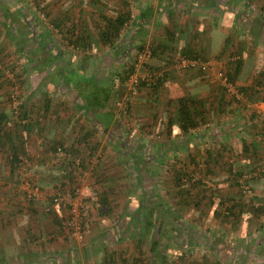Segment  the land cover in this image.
I'll return each mask as SVG.
<instances>
[{
    "label": "rangeland",
    "instance_id": "obj_1",
    "mask_svg": "<svg viewBox=\"0 0 264 264\" xmlns=\"http://www.w3.org/2000/svg\"><path fill=\"white\" fill-rule=\"evenodd\" d=\"M127 2L130 4L129 10L132 11L133 13L138 12L139 5L141 4L145 5V2L139 3L135 0H132V1L127 0ZM107 3L109 5L107 4L104 8V11L106 12V14L107 15L115 14L116 12L115 2H113V4L110 2H107ZM191 3L192 2H187L183 0L180 6H178V9H179L178 12L182 14L181 15L182 18L188 19L189 21H192V22L196 20V22L198 23L199 21L203 19L207 20L211 17L210 16L206 18L205 16V18L204 17H201L200 19H198V17L195 18L194 12H193L195 10H193V7H196V5L198 4H196L195 2L194 4H191ZM215 3L217 5L218 4L222 5V7L225 6L227 11L233 12V14H230L228 16L227 15L225 16L223 14L221 19H220V16H218L219 20L217 21V25H219L218 29L220 28L219 29L220 31H216V34H217L216 38H217L218 43H217V46L215 47L214 53L208 54L205 57V59L209 61L210 63V67L208 70L210 72L206 73L205 74L206 76H201V73H199V71H195L196 69L190 70L189 72H180V73H178L175 70L174 71L177 74L178 79L182 78L184 85L191 88V87H194L193 84L195 85L197 84V81H199L200 83L202 82V85L199 86L198 88L205 91V94L206 92L212 93L211 95L207 96V102L208 104L210 102H213V108H211L210 116H209L210 121H212L210 122L211 124L203 126V128L209 129L207 132H205L207 135L204 134V136L206 137V138L204 137L205 144H206L204 147L205 148L208 147L210 149H213V148L217 149L218 146L213 145V143L217 141H213V138L214 137H216L217 139L223 138V134H224L222 132H219V130H225V133H226L225 135H227L228 133L229 134L231 133V139H233L235 143L234 145L230 144L231 150L229 151L228 154L224 153V155H226V158L223 157L221 162L216 163V165L219 166V169H221L220 171L222 170L226 171L227 166H230L231 167L230 171L233 169L232 171L233 179L230 180L229 178H226V175L217 177V180H219L221 184V185L219 184L218 187L225 190L226 189L225 187L228 182V186L231 187V191H232V193L230 192L231 193L230 198L231 199L234 198L236 201L238 200V202L240 199V203L243 202L244 204H246L245 208L247 207V205L248 207L251 208L253 204L258 205L260 203H264V184L260 183L259 186H257L255 189L252 186L253 183L250 177L241 178L240 181L237 182L239 180V178H236L238 170L241 169L242 172L245 175H247L249 173V170L251 169V166H249L248 164L249 163V161L247 160L248 156L242 153L240 150L241 142L243 138L237 137L236 134L232 135V132L227 130L229 127L227 126L228 122H226L225 120H220V118L221 117L228 118L229 116H231L230 112L233 110L232 108L234 107L236 108L234 109L237 110L238 112L239 111L247 112L245 111L247 109H249V111H253V109L264 110V107L263 108L258 107L259 105H261L260 103H256V104L249 103L248 107L243 108L240 105L239 101L236 102L235 100H232V98L230 97V101H227L226 103H224L223 107L219 108L218 110L217 103L221 95V92L219 89H215V88H216V83H218V78L220 79L219 70L222 69L223 71L224 70L227 71L231 69V67L233 66V64L231 63L232 60L229 59L228 61L227 60L225 61L223 59L224 56L225 57H227L228 55L231 56L230 55L231 50L233 51L237 49V46L239 45V44L236 45L235 42L234 44L230 42L228 46L224 47L223 49L224 54H222L221 56L220 52L222 51V46H223L222 43H223V39L225 38L224 34L226 35V33L230 32L229 30L232 31V28L233 29L237 28V30L239 31L238 34L243 39V47L240 48L241 50L240 49L239 50H240V53L242 52L241 58L243 59L244 67L242 68L241 76L238 77L239 78L238 84H245L246 79L251 78V72L247 71L249 64L248 62H245L247 55L244 54L245 53L244 44L245 45L248 44V41L250 39L248 27L250 26L251 22L248 18L253 17L257 11H256V8L254 7L255 6L254 4L253 5L249 4L246 6V3L244 0H218V1L215 0ZM50 4H52V0H0V59H1L0 69L2 71L0 72V77L1 75H3L0 78V80L2 81L1 88H0V104L4 103L5 106H7L8 102L6 101V96L10 95V93H14V95L18 97L22 96V98H24V100L26 101L28 105H30V103L37 104V97H36L37 95H34L36 99H31V98L29 99L27 98V94L28 92L33 93L34 91H37L39 89L38 87L40 86V80L45 78L46 73H49V71L36 72L34 71L32 67L33 65L38 64L40 59H42L40 58V56L36 58H32V57H34L35 49L38 47L37 46L38 41H36V39H40V40H42V38L44 39L43 37L44 34L48 33L50 35L49 38H46V40L49 42L50 45L54 43L55 47L53 48V50L57 52L59 51V49H61L62 52L67 54L66 58L70 60L71 62L74 61V63H78V60H80V57L83 55V53L79 50H71V49H65L64 47H60L59 44L61 40V35H60L61 31H59V29L57 28H53L52 26V22H53L52 20L54 19L55 14L53 11L51 12L48 10L49 11V17H48V14L44 12V9H46L47 6ZM80 4H81L80 7H79L78 2L75 5V8H79V9L81 8L80 10H77L75 14L73 11L71 12L73 18H70V17L66 18V21L64 22L65 27L68 26V21L71 22L75 20V18L77 17L80 23L83 22L84 19L88 18L87 14L90 13L89 9H91L90 8L91 5L87 3V0L82 1ZM147 4H151V3L147 2ZM53 7L54 6H51V8ZM6 8L10 9L9 11L10 13L9 15H7L8 17L3 16V11H5L4 9ZM17 8L20 11L19 17H16L17 13H15V10H17ZM183 9L184 10L191 9V12L181 13L183 12ZM12 10H13V13L11 12ZM200 11L202 12L204 10L200 9ZM237 11L246 12V17L244 16L245 18H241L243 19L242 22L237 21L234 17ZM214 13L215 12H213L211 15L214 16ZM13 14L14 16L10 17ZM215 15L217 16V14ZM12 20L14 21V26L11 27L10 23ZM5 25L8 27L10 26L11 28L10 27L6 28ZM83 25L84 27L87 25L86 27L90 35L94 37L95 33L93 32V29H94L93 26L90 27L88 24L86 25L83 24ZM251 25L258 27L256 22H254ZM65 27H62V30ZM32 29L37 38L33 36L32 34L33 31L31 32ZM61 33H63V31ZM19 36H21V38H18ZM15 37H16V40H14ZM260 39L262 41L259 44V47H257V52H254L255 54L258 53V56L256 55L254 56L253 65H251L252 62H250L251 69L255 67L252 78H254V76L259 73L261 68L264 69V37H261ZM16 44H18V46L20 45V48H23V51L19 49V47ZM136 50L137 49L134 48L133 50L130 51L129 55L127 56L128 58L127 63L132 61L133 54L136 52ZM207 50H209V48ZM113 52L114 51H112V48H109L108 46L91 48V50L87 52L86 57L88 61L84 63H88V66H86V67H89L88 70L94 71L93 75L95 77L94 79H96L94 81L95 84L98 83V84H101V86L109 87L111 84V81H113L110 77V74L112 76L113 73L122 72L123 64H118L117 63L118 60H114L116 56L113 54ZM27 55H29V58L27 57ZM258 57L260 60L257 61V63H255L254 61H256V58ZM121 58L123 59V56ZM176 59H177V55H176ZM254 63L256 66L254 65ZM107 66H109V68H107ZM172 67H174L173 64H172ZM51 68L54 69V67H51ZM192 72H193L192 75L197 76L198 80H195V82L188 84L186 83L185 75L191 74ZM104 74H108L109 77H106L105 79H103ZM61 76H62L61 73H57V76L54 77L55 80L53 81L54 83L53 85H55L56 87H59ZM200 76L203 78H199ZM70 77L73 81H75V78L72 75ZM46 78L47 80H49L48 77ZM170 81L168 82V85L175 86L176 82L173 79H171ZM20 82H23V84ZM124 84L125 83H118V86L120 85L125 90L126 85ZM165 87L168 88L167 85ZM100 91L102 92L103 90L100 89ZM102 93L101 95H103ZM138 98H139V94L137 96H133L131 98V101L135 102L136 100H138ZM27 99H28V102H27ZM118 102L119 103L116 106L121 107L122 100ZM116 111H117V107H116ZM134 112H135V109L133 110V113ZM151 112L152 111L148 110L147 116L151 114ZM255 113H256V110H255ZM147 116H140L137 112V115L134 116L135 122H132L131 119H126V117L124 119L121 118L120 116L117 117L118 119H120L121 123H125L126 130L124 131L126 132V137H127V140L125 142L129 143L128 144L129 146L127 147V149L130 152L134 151L138 153V155H145L144 153H147L148 157L144 159V161L141 160L143 162L142 164H137L138 161L135 162L136 160L135 154L134 155L127 154V155H123L122 157V152H116V150H112L111 148L108 150L109 146H106L107 142H105L104 140H103L104 141L103 143L101 141H95L90 146H84V145L78 146L80 148L78 155L80 156V158H84V161H82L83 165H81V162H80L78 167L74 168L75 172H73L72 176L65 177L67 179L60 180L61 182H58L59 186L57 187L62 192L63 191L68 192L71 190L70 188H73L74 185L79 184V186L82 187L83 192L87 193L89 187H92L101 196L102 192H104L105 187L114 185V190L116 193L114 194L115 197H112V200L115 199V206L113 207V210L111 212H108V213L105 212L101 215H100V211L98 210L99 207H95V209H93L92 213H93L94 221L91 227V232L94 227H96L95 230L97 228L100 229V231H102V229L104 230L103 231L105 235L104 236L105 238L104 248L107 247L113 250L117 249L116 251H118L117 252L118 256L120 254V257H125V258L118 259L119 261L116 259L118 263H122V264H124L125 259L127 260V263L125 262V264H133V261L135 259L134 253L136 254V252L138 251L141 252L142 250L147 249V251L144 250V253L148 254L149 252L148 247H150V244H149L150 239L148 238L149 240H147V237L145 236L147 235L148 227H144V225L142 224L140 225V222L143 221L145 217L142 214L143 211H141L142 213L140 212H138V214L136 213L137 204L139 203V198H141V194H139L136 197L137 201L131 198V196L133 197V194L132 195L129 194V197L131 199L129 200V202H127V204H125L126 199L128 197H127V194L125 195L119 192V190H121L120 188L126 187V186L133 187V185L135 186L136 184L135 187H137V191H142L143 196L144 195L146 196V194L148 196L147 198H144L146 203L141 201V203L143 202L142 204L143 206L146 205L145 206L146 209H149V206L152 205L153 203L159 204L162 202L165 204V203L179 202L181 201L180 198H182L186 194V192L183 191L180 194L177 193V190H176L177 187H175L174 181H173L174 180L173 177L175 176L174 173L177 172L178 168H181L182 170L184 168H187L188 170H192L193 172L194 167H196L195 171H198V170L202 171L205 168V164H206L205 161H200V162L185 161L184 162L182 159L183 154H181L183 151L180 148H178V152H179V156H177L178 158L176 159L172 158L169 153V150L167 149L169 147L165 145V143L163 142L164 140L162 141L161 138L158 137V134H156L154 130H152V132H154L155 134L151 133V135L148 136L145 129L143 130L139 129V121H142L143 119H145L143 117H147ZM214 117H219L218 118L219 121L215 120ZM242 118H243L242 116L239 117V121H242ZM145 121H147V119H145ZM214 123L215 125L216 124L219 125L221 123L220 125H224L223 126L224 128L220 129L217 126L218 130H216V127L213 128ZM241 125L242 124H240V127ZM241 129L243 133L244 131L247 132V130H244L242 127ZM71 132L75 133L74 137H77L79 133H83L84 131L83 130L82 131L72 130ZM140 132L142 133V135L144 133L145 137H149L145 139L146 143L144 144L142 142H139L138 140H134V135H136L135 133H140ZM119 133H121L120 130H119ZM163 133L164 132H162V134ZM23 134L24 133H22V135ZM97 138L99 137L97 136ZM156 141H158L157 144H155ZM208 141L212 144L211 145L208 144ZM154 144L156 147L154 146ZM196 148L197 147H195V151H196ZM155 149H156V152H158L159 154L157 158L156 156H154L156 155ZM10 152L11 151L10 150L7 151V149H3L0 151V214L4 217L7 213L6 211L8 212L17 211L18 208L21 209L22 213L17 212L15 215H13L12 221L9 222L7 225H6L5 219L0 218V243L4 242L1 239H4L6 237H9L10 240L13 239V237L15 239L18 238L20 234L22 233L21 232L22 228L18 227L19 225H22V224L26 225L28 224V221L30 222V221H33L34 219H38L40 221L41 219H43V216L41 217V213H39V215L35 217L33 216L34 219L30 220L31 216L29 214V211L27 210L28 204L26 203L27 201L24 200V197H23V194L21 193V188H20L22 186V183H24L22 182L23 176L20 177L19 180H15L16 179V176H14L15 174L10 171V166L8 163L9 155L11 154ZM117 153H119V155H117ZM52 158L54 160V163H52V166L46 169V171L50 170L51 173H54V172L57 173L56 177H59L65 174V171H64L65 169L61 168V165L57 161V159H55L54 157ZM28 164L29 165H25V166L29 167L30 170L32 169V171L33 170L35 171L34 173L35 176L33 177V181L36 182V184L39 187V190L54 193L55 190H53L52 188L53 186H51L50 188H43V186H41L42 185L41 183L44 180V174L46 173L41 172L42 174H40V170L37 167V162L32 163L31 160H29ZM211 165H215V164L211 162ZM100 167H104V168H100ZM257 168L259 171L261 170V168L263 169L264 162L259 160L257 164ZM187 169H184V170H187ZM84 170L88 172V175L85 178L81 177L82 175L81 172ZM18 171H20L21 174H23L24 172L23 169H19ZM215 171H217V169ZM14 172H17V171H14ZM100 173H101V178H100L101 182L99 183L100 180L98 181V178H96L95 175H99ZM73 178L75 179L73 180ZM112 179L114 180V182L111 181ZM192 179L194 178L192 177ZM258 180L260 182L264 181L263 178H259ZM183 181L187 183V181L185 180ZM87 182L91 186H89ZM209 183L210 184L212 183L211 178L208 177V180L207 178H205L204 182L203 181L201 182L202 184L201 186L203 187V185L205 186V185H208ZM240 184L244 185L245 188L247 187L248 190L250 189V194L247 193L249 195H247L246 193L242 194L240 192L241 190ZM187 187H189V185H187L186 188ZM150 191L153 193L150 194ZM218 193L219 192L217 191V194H214L213 196L215 197L217 195L219 197ZM210 194H206L207 200ZM227 194H229V192L228 193L221 192L220 196H224L227 198L229 197V195ZM230 198H227V199H230ZM161 210L163 209H160V205H159L157 209L151 208L147 210L146 214L147 212L153 213L154 214L153 219L156 218V220L159 221V223L157 222L154 223V226H153L154 231L155 232L157 231V233H155L156 235L165 237V235H163L165 230L171 232L170 233L171 243H169L167 248L168 250L169 249L174 250V256L176 255L178 258L172 259L173 254L172 252H169V254L171 255V258L165 257V261L173 260L175 262L174 264H183V260L181 258L182 253H183L182 251L185 249L183 248V246L184 245L187 246L188 241H190V239L194 241V238H189L187 235H185L181 227L179 225H176V222H173L172 227L170 225L169 226L163 225L164 223L163 221L165 220L164 216H162L161 218V215H157L158 212L165 214L163 211L161 212ZM181 211L182 209L179 210V212ZM177 216L178 215H175V217ZM238 216L241 219L240 221H238L239 225L241 223L243 224L241 227L232 226L231 227L233 228L232 232L229 234H232V235L235 234L236 230L239 233H244V231L245 233H247L248 230L251 229L249 228V224H248L249 223L248 221L249 213L248 212L240 213ZM95 230L93 231L95 232ZM263 233H264V229H263ZM130 235H132L131 236L132 238H131V241H128ZM2 236H4V238H1ZM255 237L257 238V236ZM43 240L44 239L42 238L40 241H43ZM159 240L160 242L157 241V244L154 245V248L158 250H163V249L165 250L166 248L165 245L168 241H166V239L163 240L162 237ZM78 243H82V245L85 243V246H86L85 248L87 250L89 249L86 254L88 257L83 264H96V261L99 259V256H96V255L94 256L95 253L93 254V251L95 249H97L98 251H101L100 247L97 248V244L95 246L88 245L90 243H88L87 241L84 242V240ZM99 246H101V244ZM234 247H235V243L232 244L233 250L232 248L230 249V253L231 252L232 253L228 254L230 255V257H229V261H227V264H263L264 254L261 255V254H254L252 252H245L244 251L245 247L243 246L242 248L240 244L239 245L236 244L237 249H235V251H234ZM124 252L126 253V256L123 255ZM122 259H124V261ZM3 260L5 261L4 264H18L19 262V259H16V258L8 260L6 257H4ZM139 260L142 264H149L150 261H153L151 257L150 258L140 257ZM20 264H21V260H20Z\"/></svg>",
    "mask_w": 264,
    "mask_h": 264
},
{
    "label": "crops",
    "instance_id": "obj_2",
    "mask_svg": "<svg viewBox=\"0 0 264 264\" xmlns=\"http://www.w3.org/2000/svg\"><path fill=\"white\" fill-rule=\"evenodd\" d=\"M78 1L82 2L84 0H52V4L48 5L46 10H49L51 12L53 11L55 14V17H59L60 19H64L66 17H72L71 12L73 11L75 14V12L79 10V8H75V5L77 4ZM92 1L93 0H87V3L91 5L90 7L91 9H89L90 13H88L87 15L90 18L91 17L99 18L98 17L99 7L96 5H93ZM102 1L103 2L107 1L112 4L113 2H115L116 4L115 14L121 11V8H123L121 4L123 0H102ZM128 1H132V0H128ZM135 1L139 3L145 2V5H142V4L139 5L137 13H133L131 11V16L133 18L132 20L133 24H137L135 19L138 18V16H140L142 13L147 12V10L150 11L151 13H150V16L146 20H142L141 23L137 24L136 30H134L133 37H132L134 39L133 43L136 45L139 42L138 39L143 38L145 39V44L150 45L152 41L158 43L159 45L163 44V40L166 37L165 30L163 29V27L167 26V24L170 25V22H169L170 13H172L173 10H176L178 12L179 11L178 6H180L183 0H144V1L135 0ZM185 1L196 2L197 0H185ZM147 2L151 4H147ZM51 6H54V7L51 8ZM202 6L204 7L203 4L202 5L198 4L196 5V7H193V10H195V12L199 10L198 14H200L201 13L200 9L204 10ZM220 7H222V5H220ZM215 9L213 8V10L208 14L207 17L212 16L211 14L215 12L214 16L216 17V21H218L219 20L218 16H220V19H221L223 14L225 16L233 14V12L227 11L225 6L222 9L223 13L219 12L218 10L219 8H215ZM9 11L10 9L6 8L5 11H3V16L8 17L7 14L10 13ZM11 12L13 13V10ZM188 12H191V9H187V10L183 9V12L181 13H188ZM103 14L107 15L105 11ZM215 14H217V16ZM12 16H14V14L11 15L10 17ZM234 17L237 19V16H234ZM75 20L77 19L75 18ZM178 21L179 23H182L180 22V19ZM186 21H188V19H185L183 23H185ZM209 22H210V18L207 19V22L205 19L199 21L198 23H196L195 27L189 28V26H187L186 28V26L184 25V29L182 32L184 31L185 32L180 34L183 40L175 44L174 47H175V50H177L176 51L177 54H173V55L174 56L177 55L178 57L180 55L178 54V51H180L184 43L193 42L191 37H192V34H194L195 32H200L199 37L202 38L203 45L205 44V46H207V48L210 49L212 29L209 28V30H207L208 28L206 25ZM253 23L254 22H251L250 26L248 27L249 38H250L248 41V44L246 45L244 44L245 46L244 54L247 53L245 62H248L249 64L247 71L251 72V78L249 80L246 79L247 81L245 82V84H250L251 82L255 67L251 69L250 66L253 65L254 56L255 55L258 56V53L255 54L254 52H257V47H259V44L262 41L260 38L264 37V29L260 28L258 25H257L258 27L251 25ZM204 25L206 26V28L204 29L206 31L202 33L201 31L203 30ZM217 26L219 27V25ZM7 27L8 26H6V28ZM65 31H66V27L63 28V33ZM126 34H127V28L124 27L121 30L120 35L123 36ZM256 36H259V37L256 38ZM90 41L92 42V48L102 47L101 46L102 44L99 42V40L92 39ZM119 42L121 44V41ZM140 44L142 43L140 42ZM235 44H237V42ZM59 45L60 47H64L65 49L69 48L73 50L72 45H69L68 47H66L67 46L66 40H60ZM107 46L111 48L108 44L104 45V47H107ZM171 54L172 53H168L165 51L164 53L163 52L161 54L159 53L160 58L159 59L151 58L149 63L155 67H159V68L164 67L165 63H167L165 62L164 59L165 58L167 59L168 55H171ZM66 57H67L66 54L62 52V56H61L62 59L59 60V62L62 63L63 61H69L71 68L68 69L65 79L61 77V81L59 84V87L60 86L61 87L58 88L57 91L47 92L43 90L41 92H37V96H36L37 98H45L46 96L49 98H52V102L50 103L47 109H44L43 106L39 107V110L41 113H43V115L39 116L38 120L35 122V119H36L35 113L37 114V112L33 111L34 107L33 108L30 107V105H29V108L27 107L28 112H29V118L30 119L33 118L32 122H34L35 126L31 130L23 132L24 133L23 134L24 150H25L24 153L29 158V160H31L32 163L37 162V167L40 170V174H42L41 172L46 173L44 174L45 181L43 180L41 183L42 184L41 186H43V188H50L51 186H53L52 188L56 189L59 186L58 182H61L60 180H58L59 177L61 179V176L56 177L57 173L55 172L51 173L50 170L46 171V169H48L50 166H52V163H54V160L52 158L53 151L50 148V146H53V144H56V143H61L64 145L74 144L77 146H82V145L89 146V145H92L93 142L95 141H101L102 143L105 141L107 142L106 146H110L114 144L113 140L111 139V133H110V131H112L111 129L116 128L119 130H126L125 123H121L120 119L117 118L119 117L118 113L113 108V105L111 104L114 100L113 98L109 100V106H105L102 108H98L97 106H95L93 110L91 107L88 108V107H84L83 105L82 106L79 105L77 96H75L76 89L75 87L68 84L67 77L68 76L70 77L72 75L73 77L75 76V81L79 78H82V79L84 78L85 80L89 82H94L96 80L94 79L95 77L93 75L94 71H90L88 70L89 67H86L88 66V63H84V62L88 61L87 57L84 58L82 55L80 57V60H78V63H74V61L71 62ZM259 60L260 59L258 57L256 58V61L254 62L257 63V61ZM250 62H252L251 65H250ZM78 67H80V70H79L78 77H77V75H74L71 72L75 71L76 69L74 68H78ZM107 68H109V66H107ZM103 77H104L103 79H105L106 77H109V76L108 74H104ZM185 80H186V83L189 84V83L195 82V80H198V77L192 76L191 78L188 77ZM169 81H170V78L165 83L164 88L161 91V94L159 95L160 105L163 103L162 98H165L168 95L169 88L173 87V86L168 85ZM41 82H43V79L40 80V85H41ZM62 83L65 84L66 86H64ZM95 85H97L96 86L97 88L101 86V84H98V83ZM166 85L168 86V88L165 87ZM201 85H202V82L200 83L199 81H197V84L195 85L193 84L194 87H191V88L189 87L190 92L196 95L197 97H205V96H209L212 94L211 92L210 93L206 92L205 94V91L198 88ZM34 92L33 93L28 92L27 98L36 99L34 96ZM147 97L148 96L144 92L140 91L139 98L138 100L134 102V105H133V108L135 109V112L133 113L134 116L137 115V112L140 116H147V111L148 110L152 111L151 114H149L147 117H143L147 119V121H145V119H143L142 121H139V129L143 130L144 128H146V126L144 125L149 123L150 129L154 130L155 132L161 131V135H158V137H160L162 141L164 140L163 142L165 143V145L171 149L170 150L168 148L169 153L172 158H175V159L178 158L177 157L179 156L178 148H180L183 151L181 154H183L182 159L184 162L185 161H196V162L205 161L207 162L206 155L210 148L204 147L206 145L205 140H204V137H205L204 134H206L205 132H207L209 129L203 128L204 125H202L198 128L188 131L187 133H183L177 126L174 125L173 132L171 134H168L166 132V126L164 123L166 120L165 115L163 113L164 111L159 110L160 106L158 109H156L157 111H159L157 113L154 110H151V108L148 106L149 104L147 103ZM85 100L86 99L82 100L81 104H83ZM260 104L261 105H259L258 107L263 108L264 103H260ZM234 108H232L233 110L230 112L231 116H229L228 118L221 117L222 119L220 118V120H225L226 122H228L227 126L229 127L227 130L232 132V135L236 134L237 137L245 138L247 142L250 141V138H251L250 136H252L253 139L251 141L261 146L257 152L259 156L258 160H261L264 162V121H263L264 120V115H263L264 110L253 109V111H249V109H247L245 110L249 112L247 113L244 111L238 112L237 110H235L236 108L235 109ZM255 110L257 114L255 113ZM7 114L8 116H10L9 112H7ZM241 116L243 117L242 121H239V117ZM214 118L215 120L219 121L218 119L219 117H214ZM220 124L215 125L214 123L213 128L216 127V130H218L217 126L220 129L224 128L223 127L224 125H220ZM240 124H242L241 127L244 130H247V132L245 131L244 133L242 132ZM105 129H107V132H105ZM72 130H78V131L83 130L84 132L79 133L77 137H74L75 133H72L71 132ZM162 132L164 133L162 134ZM219 132H222L224 134H223V138H220V139H217L216 137L213 138V141H217V142H214L213 145L218 146L217 147L218 151H216L213 154V157L211 159V161L215 165L208 166V170L209 171L211 170V172L204 174V171H205L204 169L202 171L193 170V172L187 170L188 174H190L191 177H193L194 179H200L201 181L204 182L205 178H207L208 180V177H210L212 180L211 184L209 183L208 185H205V186L203 185V187L198 186L195 189L194 188L191 189L192 192L195 191L197 193V197H196L197 200L193 199V201L195 200L197 201L196 203L197 205L192 203L191 199L189 198L188 200L186 199L187 201L186 203H181V204L165 203L164 204L161 202L159 204L153 203L152 205L149 206V209L151 208L157 209L158 206L160 205V209H163L161 210V212L163 211L165 214H162L159 212L157 213V215H161V218L162 216H164L165 220L163 221L164 222L163 225L165 226L170 225L172 227L173 222H176V225H179L181 227L185 235H187L189 238H194V241L190 239V241H188V245L183 246V248H185L182 251L183 253L181 256L183 260V264H227V261H229V257H230V255L228 254L232 253V252L230 253V249L232 248V244L234 243H235L234 251L235 249H237L236 244L237 245L240 244L242 248L243 246L245 247L244 249L245 252H252L254 254H261V255L264 254L263 253L264 252V233H263L264 212L259 218H256L254 217L253 214H251V212L248 211L249 213V219H248L249 223L248 224H249V228L251 229L248 230L247 233H245V231L244 233H239L236 230V233L233 235L229 234L232 232V229H233L231 227L232 226L241 227L243 224L241 223L239 225L238 223V221L241 220L240 217L236 216L235 219L233 218L228 219V218H224V216L221 213H220V216H216L214 214V211L219 210L220 206L218 205L219 197L217 195L214 197L213 195L217 194V191L219 192L218 195H221V192H224V193L229 192V194L227 195H229L230 197L231 196L230 194L232 193L231 187L228 186V182L225 187L226 188L225 190L218 187L220 182L219 180H217V177L226 175V178H229L230 180L233 179V175H232L233 169L230 171L229 166H227L226 171L225 170L220 171L221 169H219V166H217L216 163H220L223 157L226 158V155H222V153L228 154L229 151L231 150L230 144L234 145L235 142L233 141V139H231V133L230 134L228 133L227 134L228 136H227L225 135L226 134L225 130H219ZM135 134H136L134 135L135 140H138L139 142H142L143 144L146 143L145 139L147 137H144V133L143 135L141 132L135 133ZM97 136L99 138H97ZM158 141H156L155 144H157ZM208 144L211 145L212 143L208 141ZM241 146H242V142H241ZM195 147H197L196 151H195ZM214 150H216V148H214ZM155 154L157 158L159 154L158 152H156V149H155ZM245 155L249 156L250 153L245 154ZM253 157L254 155L252 154V156L249 159L253 161ZM83 160L84 158L81 159V161ZM209 161L210 160L208 159V162ZM249 166H252V164H249ZM216 169L217 171H215ZM64 179H67V178H64ZM74 179L75 178H73V180ZM252 183H253L252 185L253 188L256 189V187L259 186L260 183L264 184V181L260 182L258 179H252ZM88 185L91 186L89 183ZM107 187L104 188L105 191L110 190V188H107ZM120 189L121 190H119V192L125 195L127 194L128 199H130L129 194L131 195L133 194V197L131 196V198H133L135 201H137L136 200L137 195L142 193V191H137L136 189L132 190L130 189V187H127V186L121 187ZM187 189H189V187H187ZM152 193L153 192L150 191V194ZM210 193L212 194L213 197L210 199L208 198L207 200L206 194H210ZM128 199H126V201H128ZM210 200H212L213 204L212 203L209 204ZM180 209H182L181 212H179ZM251 209L252 207L250 208V210ZM236 212L238 213V210H236ZM153 215H154L153 213H148V219L144 215L145 217L143 221L140 222V225L142 224L144 225V227H148L147 235L148 233L149 235L148 236L145 235V236L147 237V240L150 239L149 240L150 247H148L149 252L148 254H145L144 250L147 251V249H144L141 252L138 251L136 252V254L134 253L135 256L134 255L133 256L135 258H140V257L150 258L151 257L153 261L149 260L151 262V263L149 262V264H156L157 262H158L157 264H174L175 262L173 260H172L173 262L165 261V257L171 258V255L169 254V252H172L173 254L172 259L178 258L176 255L174 256V250H171V249L168 250L167 248L169 243H171V236H170L171 232L165 230L163 235H165L166 238L164 236L156 235L155 233H157V231L156 232L154 231L153 226H154V223L156 222L159 223V221H157L156 218L153 219L154 217ZM175 215H178V216L175 217ZM95 228L96 227L92 229V232L90 229V231L85 235V238L83 240L84 242L87 241L88 243H90L88 245L95 246L97 244V248L100 247L101 251H98L97 249L93 251V254L95 253L94 256L95 255L99 256V259L96 261V264H108L106 263V260H105L107 257L105 256L106 253L107 255H109L110 253H113V258H114L112 259V261L114 262L113 264H122V263H118L116 259L118 260L120 258H125V257H120V254L118 256V253H117L118 251H116L117 249L113 250L107 247L104 248V245H105V238H104L105 235L103 232L104 230L102 229V231H100V229L98 228L95 230ZM93 230H95V232ZM48 234L47 236L44 237V240L42 241L43 244L37 247V249L35 248L34 252L32 253L24 252L25 250L22 249L21 247L22 245H19L20 242L24 239L23 235L20 234L18 238L15 239L13 237V239L11 240L9 239V237L4 238V236H2L1 238H4V239H1V240H3L4 242H2L3 245H2V251L0 254H2L3 252V255L8 260L13 259V258L19 259L18 264H20V260H21V264H83L86 261L88 257L86 254L89 249L87 250L85 248L86 247L85 243L82 245V243H78L76 241L69 240L66 238L63 239V237L57 236V235L55 236L52 235L53 239L51 240L52 237L51 235H48ZM131 236L132 235L129 236L128 241H131V238H132ZM255 236H257V238ZM161 237L163 240L166 239V241H168L165 245L166 247L165 250L164 249L158 250L154 248V245H156L155 241L160 242L159 239ZM48 239H50V241H48ZM36 242H38V240ZM98 244L99 245L101 244V246H99ZM123 255L126 256V253L124 252ZM122 260L124 261V259ZM125 262L127 263L126 259L124 261V264Z\"/></svg>",
    "mask_w": 264,
    "mask_h": 264
},
{
    "label": "trees",
    "instance_id": "obj_3",
    "mask_svg": "<svg viewBox=\"0 0 264 264\" xmlns=\"http://www.w3.org/2000/svg\"><path fill=\"white\" fill-rule=\"evenodd\" d=\"M244 1L246 3V6L249 4L250 5L254 4L255 5L254 7L256 8V11H257L256 14L252 18L250 17L249 18L247 17V18L250 20V22H256L260 28L264 29V0H244ZM80 3L81 2L78 1L79 6L81 5ZM92 3L93 5H96L99 7V10H98L99 18L88 17L84 19L83 22L80 23L77 17L76 18L77 20L75 21L74 20L71 22L68 21V26L66 27V31L64 33H61L63 31L62 27H65L64 22L66 21V18L68 17L64 19H60L59 17H54V19L52 20L53 21L52 26L53 28H57L59 29V31H61L60 32L61 40H66V45H67L66 47H68L69 45H72L73 50L81 51L83 53L84 58L86 57L87 52L90 51L92 48V42L90 40L92 39L99 40V42L102 44L101 46L108 44L112 48V51H114L113 54L116 56L114 60H118L117 63L123 64V69H122V72L113 73L112 76L110 74V77L113 81H111V84L109 87L100 86L99 88H97L94 82H89L85 80L84 78L83 79L79 78L76 81H73L71 77L68 76L67 82L69 85L75 87L76 89L75 96H77L79 105L81 106L83 105L84 107H88V108L91 107L93 110L95 106H97L98 108L109 106V100L113 98L114 99V100L112 99L113 102L112 103L110 102V103L113 105L115 110L117 107L118 116H120L123 119L126 117V119H131L132 121V119H134V115H133L134 102H132L130 99L128 103L126 104V106L121 105L120 107L116 105L119 103L118 101L124 100L126 89H127L128 77L131 73L134 72V69H135V59H134L135 54L147 48L150 51V59L151 58L159 59L160 58L159 53L160 54L162 52L164 53V51L168 53H172V54L168 55L167 59L166 58L164 59L165 62H167L165 63L164 67L159 68V67H155L151 65L149 63L150 59L147 63H144L142 65L141 70L143 71L144 67L147 68L149 70V73L152 75V79L149 80V78L147 79L139 78L138 84H137L138 92L135 96H137L140 93V91L144 92L148 96L147 97V103L149 104L148 106L151 108V110H154L156 113L159 112L156 109H158L160 106L159 110L164 111L163 113L166 118L164 123L166 126V132L168 134H171L173 132L174 125L177 126L183 133H187L188 131L198 128L202 125H210L211 124L210 122L212 121H210L209 116H210L211 108H213V102H210L208 104L207 96L197 97L196 95L191 93L189 90V87L184 85L182 78L178 79V76L175 73V71L180 73V72H189L190 70H195V69L177 70L174 62L184 57L199 59L204 62L207 61L205 57L208 54L214 53L215 47L217 46V43H218L217 38H216V35H217L216 31H220L219 30L220 28L218 29L216 17L212 15L210 17L211 19L210 22L206 24L208 28L207 30H209V28L212 29L211 41H210L211 48L207 50L208 49L207 46H205V44L203 45V40L202 38L199 37L200 32H195L194 34H192V37H191L193 42L191 41L192 43H184L180 51H178V54L180 55L176 59V55L175 56L173 55V54H177L176 53L177 50H175L174 46L177 42H180L181 40H183L180 34L185 32V31L182 32L184 29V25L186 26V28L187 26H189V28L195 27L197 23L196 20H194L193 22L188 20L186 21L187 23L186 22L183 23L185 19L182 18L181 15L176 10H173V12L170 13L169 15L170 25L167 24V26L163 27V29L165 30V36H166L165 39L163 40V44L159 45L158 43L153 42V41L151 42L150 45L145 44V39L141 38V39H138L139 42L138 44L135 45L133 43L134 39L132 38L134 30H136L137 24L141 23L142 20H146L150 16V13H151L150 11L147 10V12H144L145 14L142 13L140 16H138V18L135 19L137 24H133L132 22L133 18L131 16V11L129 10L130 4L126 0H123L121 2L122 7H123L121 8V11L113 15L103 14L104 8L108 4L107 2H103L102 0H93ZM195 3L199 5H202V4L204 5V7L202 6V8H204V12L200 11L201 13L198 14L199 10L196 12L193 11L194 13H196L194 14L195 18L198 17V19H200L201 17L205 18V16L207 18L208 14L213 10V8L214 9L219 8L218 9L219 12L223 13V10H222L223 7H220V5H217L214 0H197ZM191 4H194V2H192ZM46 9H44V12L48 14V17H49V11ZM15 13H17L16 17H19L20 11L18 8L17 10H15ZM235 16H237V19L235 18L237 21L242 22L243 19L241 18L246 17V12L237 11ZM179 19H180V22L182 23H179L178 21ZM83 24L85 25L88 24L90 27L93 26L94 28L93 32L95 33L94 35L95 38L92 35H90L86 27L87 25L84 27ZM12 26H14L13 20L11 21V27ZM124 27L127 28V34L121 36L120 32ZM203 27L204 28L201 31L202 33L206 31L204 30L206 26L204 25ZM32 31L33 29L31 30V32ZM229 31L230 32L226 33V35L224 34L225 38L223 39L222 51L220 52L221 56L222 54H224V50H223L224 47L228 46L230 42L233 44L234 42L235 43L237 42V44L239 45L237 46V49L233 51L231 50L230 52L231 56L228 55L227 57L224 56L223 58L225 61L226 60L228 61L229 59L232 60L231 63L233 64V66L231 67V69L227 71L225 70L223 71L222 69L219 70L222 76L220 77V79L218 78V83H216V88H215V89H219L221 92V95L217 103L218 110L219 108L223 107L224 103H226L227 101H230V97L232 98V100H235L236 102L239 101L240 105L243 108L248 107L249 103L256 104V103L264 102V69L263 68H261L259 73L255 75L254 78L251 79L250 84H238V80H239L238 77L241 76L242 68L244 67L243 59L241 58L242 52L240 53V50H241L240 48L243 47V39L238 34L239 31L237 30V28H234V29L232 28V31L231 30ZM32 34L34 37H36L34 31L32 32ZM49 36L50 35L46 33L43 36L44 39L43 38L42 40L36 39V41H38V44H37L38 47L35 49L34 57L32 58H36L40 56V58L42 59H40L38 64H35L32 67L34 71L36 72L49 71V73L45 74V78H43L44 79L43 83L41 82V85L38 87L39 89L34 92V95H37V92H41L43 90L47 92L57 91V89L60 88L61 86L56 87L55 85H53L54 84L53 81L55 80L54 77L57 76V73H61L62 75L61 77L65 79L68 69L71 68L69 61H63L62 63L59 62V60L62 59L61 58L62 51L61 49H59V51L57 52L53 50V48L55 47L54 43L50 45L49 42L46 40V38H49ZM258 37L259 36H256V38ZM18 38H21V36H19ZM14 40H16V37L14 38ZM119 41H121L122 45L120 44ZM140 42L142 44H140ZM16 45L18 46V44ZM18 47L19 49L23 51V48H20V45ZM134 48H136L137 50L133 54L132 61L127 63L128 61L127 56L129 55L130 51L133 50ZM122 56H123V59L121 58ZM27 57L29 58V55H27ZM172 64L174 67H172ZM51 67H54V69H52ZM78 68H74L76 70L71 72L74 75H77V77H78L80 67ZM195 71H199V73H201V76H206L205 74L210 72V71H203L201 69H196ZM0 72H2L1 69H0ZM155 73H157L158 75H157V78L154 79ZM192 74L193 72L191 74L185 75L186 79L188 77L191 78L192 76H195ZM2 76L3 75H1V77ZM201 76L200 78H203ZM46 77H48L49 80H47ZM169 78L170 80L173 79L176 82V84L175 86L169 89L168 95L165 98H162L163 103L160 105L159 95L161 94V91L163 90L164 85ZM222 79H225L227 83H230L231 85H233V87H235L237 91L236 93L238 96H235L233 93H230L227 90L226 86L221 82ZM247 80H249V78H247ZM1 83L2 81L0 80V88H1ZM20 83L23 84V82H20ZM118 83H125L124 85H126V89L124 90L120 85L118 86ZM63 85L66 86L65 84ZM100 89L103 90L102 91L103 93L100 91ZM101 93L103 95H101ZM13 99L16 100L17 102L15 106H13ZM84 99H86L85 102L81 104L82 100ZM6 101L8 102L7 106H5L4 103L0 104V151L3 149H7V151L8 150L11 151L10 152L11 154L9 155V159H8L10 171L15 174L14 175L16 176L15 180H19V178L23 176V174H21L20 171H18L20 169L18 166V161H20V156L21 155L25 156L27 159V162L29 161V158L24 153L25 150H24V140H23L22 133L33 129L35 124L34 122H32L33 118L32 119L29 118V112L27 109V107L29 108V105L26 103L24 98H22V96L18 97V96H15L14 93H10V95L6 96ZM27 102H28V99H27ZM51 102H52V98H49L46 96L45 98H37V104L30 103V107L32 108L34 107L33 111L37 112V114L35 113L36 115L35 122L38 120L39 116L43 115V113L40 112L39 107L43 106L44 109H47ZM7 112L10 113V116H8ZM144 126H146V128L144 129L146 130V133L148 134V136L151 133L152 134L154 133L152 132V129L149 128L150 127L149 123L145 124ZM120 131L121 133H119V129H116V128L110 131L111 139L113 140L114 144L110 145L108 147V150L111 148L112 150H116V152H122V157L123 155H127V154H132V155L135 154L136 155L135 162L138 161L137 164H142L143 163L142 161H144V159L148 157L147 153H144L145 155H138V153L134 151L130 152L127 149V147L129 146L128 145L129 143L125 142L127 140L126 132L124 130H120ZM105 132H107V129H105ZM155 133L158 135H161V131L160 132L158 131ZM250 137H251L250 141L248 142L246 141L245 138H243L241 152L244 154L250 153L247 160L249 161L248 164H252V166L247 175H245L241 169L238 170L236 178H239V180L237 179L238 180L237 182H239L240 179L244 177L245 178L250 177V179L263 178L264 180V168L263 169L261 168L260 171L257 168V164L259 162L258 160L259 156L257 152L261 146L257 145L256 143H253V141H251L253 138L252 136ZM50 148L53 151V157L57 159V161L60 163L61 168L65 169L64 170L65 174L61 175V179L59 177L58 180H62L65 177L72 176L73 172H75L74 168L78 167L80 162H81V165H83L81 161L82 158H80V156L78 155L80 148L77 145H74V144L64 145L61 143H56V144H53V146H50ZM58 149H60V151L62 152L61 155L57 154ZM216 151L218 150L217 149L214 150V148L208 150L207 155H206L207 162H205L206 165L204 168L205 170L204 174L211 172V170L210 171L208 170V166H211V162H212L211 159L213 157V154ZM252 154L254 155L253 161L249 159L252 156ZM117 155H119V153H117ZM222 155L224 154L222 153ZM208 159L210 160L209 162H208ZM100 168H104V167H100ZM229 168L231 167L229 166ZM184 169H187V168H184ZM184 169L182 170L181 168H178L177 172L174 173L175 176L173 177L174 179L173 181H174L175 187H177L176 189L177 193L180 194L183 191L186 192V194L182 198H180L181 201L175 202V204L186 203L187 202L186 199L188 200L190 198L191 202L197 205L196 204L197 203L196 201L197 193L195 191L192 192L191 189L192 188L195 189L196 187L201 186L202 181L200 179H197V180L192 179L191 175L188 174V171H187L188 169L187 170H184ZM195 169L196 167H194L193 170ZM14 171H17V172H14ZM189 171L192 172V170H189ZM34 173L35 171L33 170L32 175L30 176L31 178L30 189L38 187L36 182L33 181V177L35 176ZM95 176H97L96 178H98V181H99L101 178V173ZM183 180L187 181V183L184 182ZM111 181L114 182L113 179ZM22 182L24 181L22 180ZM100 182L101 180L99 181V183ZM187 185H189V189L186 188ZM23 186L24 185L22 183V186L20 187L21 193L23 194L24 200L27 201L26 202L28 204L27 210L29 211V214L31 216L30 220L34 219V217L39 215V213H41V217L43 216V219H41V221L38 219H34L33 221H30V222L28 221V224L26 225L22 224L18 226L22 228L21 235H23L24 239L20 242L19 245H22L21 247L22 249L25 250L24 252H29V253L34 252L35 248L37 249V247L43 244V242L40 240L42 238L44 239V237L47 236L48 233H49L48 235H51L52 237V238L50 237L51 240L53 239V236L55 235L61 236L63 237V239L65 238L68 239L63 234L64 217L62 215L63 213H61L63 212V208L61 206L60 207L58 206L55 208V206L53 205L52 198L49 194H46V195L43 194V196H39V197L31 195L30 197L29 193H31V191H28ZM110 186L107 187V188H110L109 191L104 190L101 196L98 194L99 205L97 207H99L98 210L100 211V215L105 212L106 213L111 212L113 210V207L115 206V199L112 200V197H115L114 194L116 192L114 190V185H112L111 187ZM135 186L133 185V187H130V189L137 190V187ZM240 187H241L240 192L242 194H245L246 193L245 186L240 184ZM53 190H55L54 192H62L61 190H59V188H56ZM63 192H66V191H63ZM45 193H51V192H45ZM147 197H148L147 194L146 196L145 195L143 196V193H141V198L138 197L139 203L137 204L136 213L137 214L138 212L142 213L141 211H143L142 214H144L148 219V212L146 214V211L149 209L145 208L146 205L144 206L142 205L143 202L146 203L144 198H147ZM210 198H212V194H210L209 199ZM227 198H230V197H227ZM227 198L219 195L218 205L220 206V209L214 211V214L216 216H220V213H221L225 218L235 219L236 216H238L240 213H245L249 211L251 212V214L254 215V217L259 218L264 212V203H260L258 205L253 204L252 209L250 210L248 205L245 208L246 204H244L243 202L240 203V199L238 202V200L236 201L234 198L232 199L231 198L227 199ZM130 199H128V201H126L125 204H127V202H129ZM193 199H196V200L193 201ZM40 201L43 203H41ZM141 201L143 202L141 203ZM211 203H212V200H210L209 204ZM236 210H238V213L236 212ZM6 212L7 213L4 217L0 214L1 215L0 218L5 219L6 225L12 221L13 215H15L17 212L22 213L20 208H18L17 211H9V212L6 211ZM37 240L38 242H36ZM48 241H50V239H48ZM155 244H157L156 241H155ZM2 245L3 244L0 243V253L2 251ZM105 256H107L105 259L106 263L108 264L114 263L112 261V259H114L113 253H110L109 255H107L106 253ZM4 257L5 256L3 255V252H2V254H0V264H4L5 262L3 260ZM139 259L140 258H135L133 261V264H142Z\"/></svg>",
    "mask_w": 264,
    "mask_h": 264
},
{
    "label": "built area",
    "instance_id": "obj_4",
    "mask_svg": "<svg viewBox=\"0 0 264 264\" xmlns=\"http://www.w3.org/2000/svg\"><path fill=\"white\" fill-rule=\"evenodd\" d=\"M135 69L134 72L131 73L128 77L127 81V89L124 100L121 102V105L126 106L128 101L137 94V84L139 78H144L149 80L152 79V75L149 73V70L144 67V70H141V67L144 63H147L150 59V51L145 48L143 51L135 54ZM175 67L177 70L183 69H201L203 71H208L210 67L209 61H201L199 59L193 58H181L175 62ZM157 73L154 74V79L157 78ZM220 77L222 74L219 72ZM227 88L230 93H233L235 96L237 95V91L233 85L227 83L225 79L221 81ZM264 103V102H262ZM17 104L16 100L13 99V106ZM132 122H135L132 119ZM58 155H61L62 152L60 149L57 151ZM29 165L25 156H20V161H18V166L20 169H23V181L24 188L28 191L29 196H43V194H49L52 198L53 205L56 207L63 208V217H64V231L63 234L70 240L80 242L85 238V235L90 231L94 217H93V209L99 205L98 203V192L89 187L88 192H83V189L79 184L74 185L73 188L65 193L62 192H54V193H45V191H40L38 187L30 189V183L32 175V169L25 166ZM81 177L85 178L88 175L86 170L81 172ZM246 193H250V190L246 187ZM65 211V212H64Z\"/></svg>",
    "mask_w": 264,
    "mask_h": 264
}]
</instances>
